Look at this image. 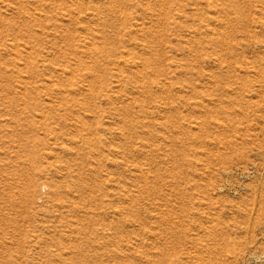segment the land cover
Instances as JSON below:
<instances>
[{
	"label": "rangeland",
	"instance_id": "obj_1",
	"mask_svg": "<svg viewBox=\"0 0 264 264\" xmlns=\"http://www.w3.org/2000/svg\"><path fill=\"white\" fill-rule=\"evenodd\" d=\"M0 264H264V0H0Z\"/></svg>",
	"mask_w": 264,
	"mask_h": 264
},
{
	"label": "bare ground",
	"instance_id": "obj_2",
	"mask_svg": "<svg viewBox=\"0 0 264 264\" xmlns=\"http://www.w3.org/2000/svg\"><path fill=\"white\" fill-rule=\"evenodd\" d=\"M160 5V4H159ZM127 57V56H126ZM72 72V71H71ZM82 127V126H81ZM142 171V170H141ZM145 183V182H144Z\"/></svg>",
	"mask_w": 264,
	"mask_h": 264
}]
</instances>
